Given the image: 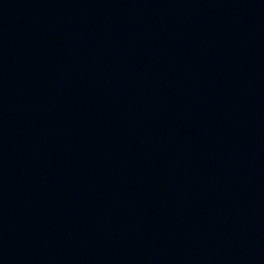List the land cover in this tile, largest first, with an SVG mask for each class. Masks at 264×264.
Returning <instances> with one entry per match:
<instances>
[{
	"label": "water",
	"instance_id": "obj_1",
	"mask_svg": "<svg viewBox=\"0 0 264 264\" xmlns=\"http://www.w3.org/2000/svg\"><path fill=\"white\" fill-rule=\"evenodd\" d=\"M0 264H264V0H0Z\"/></svg>",
	"mask_w": 264,
	"mask_h": 264
}]
</instances>
